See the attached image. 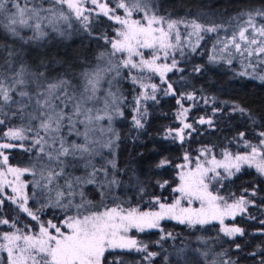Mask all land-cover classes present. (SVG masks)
I'll list each match as a JSON object with an SVG mask.
<instances>
[{
	"label": "snow or ice",
	"instance_id": "1",
	"mask_svg": "<svg viewBox=\"0 0 264 264\" xmlns=\"http://www.w3.org/2000/svg\"><path fill=\"white\" fill-rule=\"evenodd\" d=\"M179 12L165 0H0V264H153V245L165 264H264V116L205 80L222 65L264 84V0ZM164 98L176 107L151 155L121 161ZM221 131L223 147L192 148ZM164 221L214 234L176 244Z\"/></svg>",
	"mask_w": 264,
	"mask_h": 264
},
{
	"label": "trees",
	"instance_id": "2",
	"mask_svg": "<svg viewBox=\"0 0 264 264\" xmlns=\"http://www.w3.org/2000/svg\"><path fill=\"white\" fill-rule=\"evenodd\" d=\"M169 2V5H174V7L167 6L168 11L177 12L180 15H183L182 12H179L180 5L182 3H185L186 0H166ZM81 41L78 39L75 40V42L72 44L73 48L79 47ZM211 41L208 42V44L204 45V48L202 51L198 52L191 58L192 63H204L207 60L206 53L208 49L210 48ZM93 50L95 48V45L93 44ZM218 70L215 72H212L209 74L208 77H205V80H210L215 83L217 95H219L222 99H235L239 100L242 103H244L246 106L253 109V111L257 114V116H264V84H262L259 81H252L248 79H241V78H235L232 75V71L229 70L226 66H217ZM233 68H235L237 71L239 70V64L237 62H234ZM203 81H200L202 83ZM176 107L175 101L171 98H164L161 101V104L154 109L153 112V119L151 120V123L149 126H147L146 132L141 135L140 140L143 143V146L141 143H137L133 145L130 141H124L121 144V152H120V158L121 161H124L129 156L135 157L136 154L140 151H144L151 155V153L148 152L149 149L153 147V139H155V134L158 132L160 125L167 124L171 121L172 117V110ZM161 113H167V119L164 118L163 115H160ZM199 113L194 112L192 115H198ZM117 127L120 129L122 135H127L129 133V125L126 122H122L117 124ZM229 135L227 131H221L220 133H211L206 136L197 137L196 140L192 142V148L195 149L198 146L197 141L201 143H208L213 142L217 143L219 147H223L224 143L220 140L221 136ZM235 150V149H234ZM195 154V153H193ZM16 156V159L12 161V163H18L21 160V155L18 153H14ZM171 155L178 156L179 153L176 151L175 148L172 149ZM177 163L180 161L177 160ZM251 175L250 176H244L241 177L240 180L236 181V185H239L242 181L252 179L255 176L254 170H250ZM175 173L173 169H168L165 172V178L172 180ZM25 179H31V177H26ZM176 181L173 180V183ZM231 189L233 191L236 190L235 186H231ZM157 194H159V190H156ZM132 193L129 192L128 196H131ZM164 195L168 196L169 200L173 198V195L170 194V190L164 191ZM132 203L135 204L136 200L133 199ZM142 208H146V205H141ZM52 213H48V215L45 218L51 217ZM163 227L166 231H172L175 234H178L176 244H179L180 241H184L185 243L191 242L193 247H196L195 243V235H211L214 234V230L209 233H202L197 231L195 235L192 234V230L186 228L184 225H179L175 221H164L162 222ZM249 230H252V225H248ZM2 230H7V228H2ZM133 236H136L138 239L143 240L145 242L149 241H155L159 238V231L158 230H151L145 233H139L136 231H132L130 233ZM261 239H264V237H257L255 239V243H259ZM173 241L169 240L164 243V249L167 250V252H171L172 248L171 245H173ZM152 251H158L161 253L160 256L156 257L153 264H165V261L163 260V256L166 254L164 251H162L159 247L153 245ZM139 259V257H136ZM170 259H172L170 257ZM249 264L251 262L249 261Z\"/></svg>",
	"mask_w": 264,
	"mask_h": 264
},
{
	"label": "rangeland",
	"instance_id": "3",
	"mask_svg": "<svg viewBox=\"0 0 264 264\" xmlns=\"http://www.w3.org/2000/svg\"><path fill=\"white\" fill-rule=\"evenodd\" d=\"M167 6H169V2H167L166 0H165V7L166 8H168ZM169 9V8H168ZM170 10V9H169ZM78 39V38H77ZM238 63V62H237ZM26 178V177H25ZM194 206H198V204H195L194 203ZM133 231H135V230H133Z\"/></svg>",
	"mask_w": 264,
	"mask_h": 264
}]
</instances>
